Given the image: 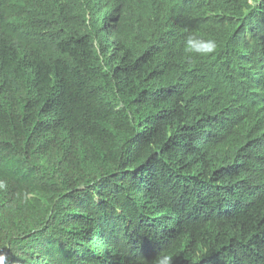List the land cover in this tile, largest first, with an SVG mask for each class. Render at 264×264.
Wrapping results in <instances>:
<instances>
[{
    "label": "trees",
    "instance_id": "16d2710c",
    "mask_svg": "<svg viewBox=\"0 0 264 264\" xmlns=\"http://www.w3.org/2000/svg\"><path fill=\"white\" fill-rule=\"evenodd\" d=\"M0 181L3 264H264V0H0Z\"/></svg>",
    "mask_w": 264,
    "mask_h": 264
},
{
    "label": "clouds",
    "instance_id": "9594fccd",
    "mask_svg": "<svg viewBox=\"0 0 264 264\" xmlns=\"http://www.w3.org/2000/svg\"><path fill=\"white\" fill-rule=\"evenodd\" d=\"M185 48L188 53L204 57L214 54L217 50V43L213 39H204L201 37L189 35L185 40ZM0 187H4L3 181H0ZM4 256L0 255V264H3ZM157 264H172V259L168 255L161 254L157 258Z\"/></svg>",
    "mask_w": 264,
    "mask_h": 264
}]
</instances>
